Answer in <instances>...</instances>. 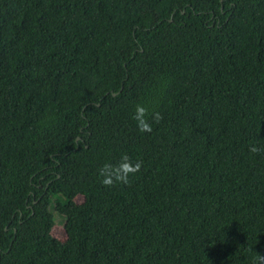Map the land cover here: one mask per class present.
I'll list each match as a JSON object with an SVG mask.
<instances>
[{
    "label": "trees",
    "instance_id": "16d2710c",
    "mask_svg": "<svg viewBox=\"0 0 264 264\" xmlns=\"http://www.w3.org/2000/svg\"><path fill=\"white\" fill-rule=\"evenodd\" d=\"M254 145L264 0H0V264H257Z\"/></svg>",
    "mask_w": 264,
    "mask_h": 264
},
{
    "label": "clouds",
    "instance_id": "9594fccd",
    "mask_svg": "<svg viewBox=\"0 0 264 264\" xmlns=\"http://www.w3.org/2000/svg\"><path fill=\"white\" fill-rule=\"evenodd\" d=\"M149 110L143 105H137L133 115L136 121L137 129L141 133H150L152 123L149 121ZM162 116L159 112L151 113V121L159 123ZM249 152L257 154L264 152V147L251 146ZM142 167V161L133 162L127 154H122L120 160L115 165L105 163L98 172L101 178V184L104 187H114L117 185H128L130 178L135 176ZM257 264H264V256L257 254Z\"/></svg>",
    "mask_w": 264,
    "mask_h": 264
},
{
    "label": "rangeland",
    "instance_id": "374dc122",
    "mask_svg": "<svg viewBox=\"0 0 264 264\" xmlns=\"http://www.w3.org/2000/svg\"><path fill=\"white\" fill-rule=\"evenodd\" d=\"M53 236L60 240L65 239V231H64L62 221H60V219L57 220L56 226L53 230Z\"/></svg>",
    "mask_w": 264,
    "mask_h": 264
}]
</instances>
